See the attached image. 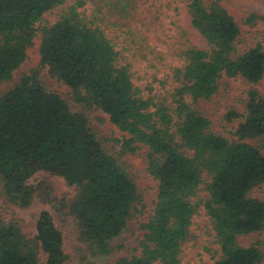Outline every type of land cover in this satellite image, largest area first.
<instances>
[{
    "label": "trees",
    "instance_id": "trees-1",
    "mask_svg": "<svg viewBox=\"0 0 264 264\" xmlns=\"http://www.w3.org/2000/svg\"><path fill=\"white\" fill-rule=\"evenodd\" d=\"M66 0H0V86L13 79L27 50L40 35L39 67L66 85L74 101L105 113L123 133L119 154L147 147L146 172L157 181L149 210L123 165L97 139L83 112H74L58 93L47 90L37 72L21 76L0 93V195L26 207L35 197L51 203L54 187L39 174L61 177L77 189L67 205L78 239L93 256L122 249L114 244L136 215L141 232L129 253L112 264H181L183 245L194 238L192 218L202 208L219 254L209 264H261L258 243L240 236L264 229V97L255 87L264 76V47L241 49V25L221 0H187L191 25L207 47L187 46L183 64L173 69L176 85L162 99L145 95L129 65L98 26L71 5L48 26L44 14ZM252 19V18H250ZM241 76L252 86L241 119L230 136L216 133L198 106L220 91L222 78ZM27 235L17 218H0V264H64L63 235L42 209ZM45 255L42 263L41 255Z\"/></svg>",
    "mask_w": 264,
    "mask_h": 264
},
{
    "label": "rangeland",
    "instance_id": "rangeland-1",
    "mask_svg": "<svg viewBox=\"0 0 264 264\" xmlns=\"http://www.w3.org/2000/svg\"><path fill=\"white\" fill-rule=\"evenodd\" d=\"M80 0L66 2L44 14L37 26L53 24L62 12ZM205 2L209 0H203ZM78 8L80 16L87 23L98 26L112 40L121 53V60L129 65L134 83L145 95L151 94L162 99L176 85L173 69L183 64L181 52L190 45L207 47L205 39L191 25L187 12V0H81ZM227 10L241 25L242 40L240 48L260 43L264 47V0H221ZM252 18V19H250ZM40 35L34 39L27 50L25 62L14 72L13 79L0 86V93L7 90L21 76L37 72V78L49 91L61 95L74 112H83L102 147L114 156L126 169L135 183L140 200L149 210L157 192V181L146 172L147 147L142 146L135 154H119V146L114 139L123 135L100 110L83 107L72 98L71 90L58 79L50 76L45 68L39 67ZM252 86L241 76L222 78L220 91L211 100H200L198 106L211 121V129L216 133L230 136L241 121L237 118L227 121L224 116L234 109L243 112L247 90ZM264 97V76L255 84ZM260 145L264 153V140L253 141ZM36 179H46L54 187L51 191L55 198L51 203H43L35 197L26 207L12 206L4 202L0 195V218H17L23 231L30 236L35 233L34 222L42 209L52 214L56 226L63 235V249L69 258L64 264H112L122 254H127L137 245L141 232L136 230V217L128 228L113 242L124 244L122 249L109 255L93 256L86 245L78 239V226L71 215H67V205L77 189L65 183L58 176L39 174ZM251 195L264 199V186L255 188ZM191 230L194 238L186 242L181 251V264H209L218 256L219 246L205 211L200 208L192 218ZM242 245L258 243L264 251V229L246 236H240ZM44 263L45 255H41ZM261 264H264V260Z\"/></svg>",
    "mask_w": 264,
    "mask_h": 264
}]
</instances>
